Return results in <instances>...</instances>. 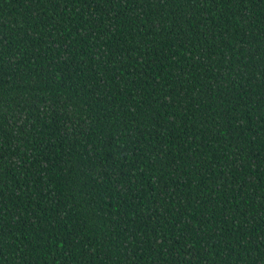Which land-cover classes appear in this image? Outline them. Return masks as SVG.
Masks as SVG:
<instances>
[{
	"label": "trees",
	"instance_id": "16d2710c",
	"mask_svg": "<svg viewBox=\"0 0 264 264\" xmlns=\"http://www.w3.org/2000/svg\"><path fill=\"white\" fill-rule=\"evenodd\" d=\"M0 264H264V0H0Z\"/></svg>",
	"mask_w": 264,
	"mask_h": 264
}]
</instances>
